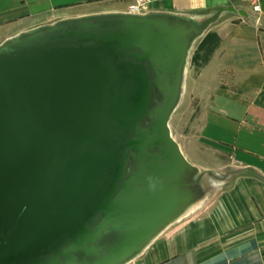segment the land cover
<instances>
[{
  "label": "water",
  "instance_id": "1",
  "mask_svg": "<svg viewBox=\"0 0 264 264\" xmlns=\"http://www.w3.org/2000/svg\"><path fill=\"white\" fill-rule=\"evenodd\" d=\"M226 13L256 18L102 11L0 43V264H126L210 194L225 175L191 163L168 122Z\"/></svg>",
  "mask_w": 264,
  "mask_h": 264
},
{
  "label": "crops",
  "instance_id": "2",
  "mask_svg": "<svg viewBox=\"0 0 264 264\" xmlns=\"http://www.w3.org/2000/svg\"><path fill=\"white\" fill-rule=\"evenodd\" d=\"M130 2L0 0V43L59 18L125 11ZM226 5L232 4L158 0L151 8L205 15ZM205 32L215 36L210 54L197 75L185 76L179 104L186 93L196 100L202 109L203 143L211 141L213 146L210 151L186 154L179 145L203 169L214 166L213 162L220 165L227 155L237 176L170 223L126 264H264V24L226 13ZM206 159L211 164L204 163Z\"/></svg>",
  "mask_w": 264,
  "mask_h": 264
},
{
  "label": "rangeland",
  "instance_id": "3",
  "mask_svg": "<svg viewBox=\"0 0 264 264\" xmlns=\"http://www.w3.org/2000/svg\"><path fill=\"white\" fill-rule=\"evenodd\" d=\"M228 2L229 4L235 6L237 5L245 8L247 6L246 3L240 0H228ZM260 4L261 12H259L258 21L264 24V0H260ZM238 17L242 18L240 15H238ZM214 40L215 36L213 34L211 35L209 32H204V34L197 40L190 52L185 76L189 75L191 78H193L195 75H197L196 73L198 69L210 54ZM195 101L196 100L193 97L190 98V96L186 93L183 96V99L181 100L179 106L176 108L173 114H171V117L169 119L170 131L174 138L178 141V143L181 144L183 150L187 152L186 154H188V150L193 153H201V151L206 148L210 151L212 149L211 147L213 146L211 141H204L203 143V134L201 130L203 123L199 118L202 115V109L199 105H197ZM202 143L205 145V147L202 146ZM193 153L192 155L194 156ZM222 158V165L218 164L220 162H213L214 166L209 168L211 170H214L218 176L225 175L223 179H218L216 177H213L212 175H209L208 180L212 186L210 194L216 193L221 188L223 189L227 187L226 184L227 182L229 183L230 178H234L237 176L233 174L235 172L234 170L236 169V166H234L235 163L231 161V158L227 155ZM193 159L195 158L193 157ZM192 160L190 159L189 161L197 165L196 163H194L195 161ZM204 163L211 164V160L206 159ZM199 168L203 170V168Z\"/></svg>",
  "mask_w": 264,
  "mask_h": 264
},
{
  "label": "built area",
  "instance_id": "4",
  "mask_svg": "<svg viewBox=\"0 0 264 264\" xmlns=\"http://www.w3.org/2000/svg\"><path fill=\"white\" fill-rule=\"evenodd\" d=\"M158 0H131V2L128 4L127 9L125 11L127 12H133V13H139V12H144L147 11L151 8V5L153 3H155ZM244 3H246V9L254 14L256 16L255 19L246 17V16H242L240 15L242 18H246V19H252L255 21L259 20V12H261V4H260V0H240ZM245 8V7H244Z\"/></svg>",
  "mask_w": 264,
  "mask_h": 264
},
{
  "label": "bare ground",
  "instance_id": "5",
  "mask_svg": "<svg viewBox=\"0 0 264 264\" xmlns=\"http://www.w3.org/2000/svg\"><path fill=\"white\" fill-rule=\"evenodd\" d=\"M168 123H169V122H168ZM171 134H172V133H171ZM172 136H173V135H172ZM185 157H186V156H185ZM186 158H187V157H186ZM200 170H201V169H200ZM159 234H160V233H159ZM159 234H158V235H159ZM158 235H157V236H158ZM151 242H152V241H151ZM151 242H150V243H151ZM150 243H149V244H150ZM149 244H148V245H149Z\"/></svg>",
  "mask_w": 264,
  "mask_h": 264
}]
</instances>
